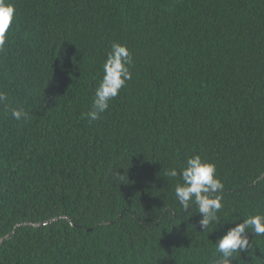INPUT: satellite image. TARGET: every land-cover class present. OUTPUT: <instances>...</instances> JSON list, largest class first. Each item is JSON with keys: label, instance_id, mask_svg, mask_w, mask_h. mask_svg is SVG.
Returning <instances> with one entry per match:
<instances>
[{"label": "trees", "instance_id": "obj_1", "mask_svg": "<svg viewBox=\"0 0 264 264\" xmlns=\"http://www.w3.org/2000/svg\"><path fill=\"white\" fill-rule=\"evenodd\" d=\"M0 52V264H214L264 214V0H12ZM131 79L90 121L112 43ZM216 165L219 219L175 197ZM251 231V229H249ZM232 264H264V235Z\"/></svg>", "mask_w": 264, "mask_h": 264}, {"label": "clouds", "instance_id": "obj_2", "mask_svg": "<svg viewBox=\"0 0 264 264\" xmlns=\"http://www.w3.org/2000/svg\"><path fill=\"white\" fill-rule=\"evenodd\" d=\"M16 7L12 0H0V52L5 48L7 35L13 26ZM133 57L127 45L112 43L111 50L104 61L103 78L95 92L91 110L85 113L90 121L100 119V114L109 108V101L116 98L119 92L131 79L130 66ZM8 95L0 92V104L4 111L11 112L16 120L28 119V113L23 109L10 108L7 103ZM164 175L182 178V183L175 186V197L184 212H188L192 204L198 207L200 215L199 227L206 231L209 226L218 221L217 213L223 207L224 184L216 176V165L192 155L187 158L186 165L178 172L175 167L165 170ZM251 229V231H249ZM249 233L264 235V214L250 215L235 227L228 228L226 233L217 240L215 249L220 257L214 264H232L234 253H246L251 247Z\"/></svg>", "mask_w": 264, "mask_h": 264}]
</instances>
